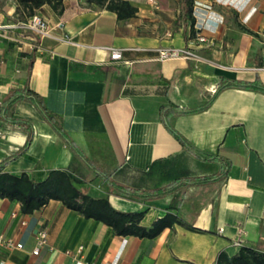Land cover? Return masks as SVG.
<instances>
[{"label":"crops","instance_id":"obj_1","mask_svg":"<svg viewBox=\"0 0 264 264\" xmlns=\"http://www.w3.org/2000/svg\"><path fill=\"white\" fill-rule=\"evenodd\" d=\"M121 1L136 12L121 18L108 2L63 0L61 13L50 4L37 10L53 37L6 30L0 36V102L24 86L36 48L31 89L62 117L89 158L139 194L112 190L26 100L16 103L14 116L30 120L34 136L4 170L42 180L51 169L72 166L90 179L79 175V187L109 198L119 210L145 211L141 223L147 227L172 212L205 231L175 224L153 238L119 235L58 199L25 213L19 201L0 196V234L25 245L0 252V264H216L221 251L240 249L238 239L264 250V92L232 86L203 110L177 111L204 105L224 78L258 76L264 83V69H258L264 66V0H194V20L179 18L185 0H158L159 7L147 0L114 4ZM19 19L18 1L0 0V24ZM169 46L193 48L209 60L159 59L157 48ZM111 48L122 49V58L112 59ZM171 128L201 152L230 161L227 176L188 184L220 173L221 163L187 150ZM27 138L28 131L0 118V162ZM170 183L180 184L157 197L143 195ZM40 229L50 245L34 254Z\"/></svg>","mask_w":264,"mask_h":264},{"label":"trees","instance_id":"obj_2","mask_svg":"<svg viewBox=\"0 0 264 264\" xmlns=\"http://www.w3.org/2000/svg\"><path fill=\"white\" fill-rule=\"evenodd\" d=\"M17 1L19 3V13L21 19L36 13L37 10L42 8L45 4H50V6L59 13L63 11V0ZM88 1L96 2L102 5L108 2L106 5L107 8L116 10L118 16L121 18L131 16L136 12V8L131 5H127L125 1H121L116 4H114V0ZM185 2V14L179 18L194 20V0H185ZM35 56L36 48H34L30 54L29 74L24 86L12 89L0 102V118H2L10 128L28 131V138L24 146L10 157L0 162V196L19 201L21 203V208L25 213H31L38 210L51 199H58L61 200L68 208L79 211L87 218H93L97 221L106 223L119 235H135L139 237L153 238L160 234L166 227H171L175 224H181L197 231H205L204 229L187 222L182 216L172 212H168L163 217L158 218L151 227H147L141 223L145 216V211L132 212L119 210L111 203L109 198H95L89 194L86 188L79 187L77 183L80 182V177L85 182H89L90 179L80 174V177L79 175H76L72 166L65 169H51L42 180L34 179L26 171L21 174H13L4 170L11 160L28 149L34 136L35 130L33 123L28 119L14 116L16 103L21 100H26L35 106L42 118L61 136V138L75 153L76 157L84 160L95 174L102 176L108 181L112 190H118L120 193L130 198L139 194L129 186H124L115 182L101 167L98 166L95 160L89 158L65 129L62 117L46 106L42 95L31 89L29 85V77ZM224 79L225 81L218 84L217 88L214 89L213 93L209 96V99L204 105L195 108L181 107L177 109V111L183 113H194L203 110L213 102L222 90L232 86L252 88L264 92V83L258 76L252 80ZM171 130L175 133L187 150L191 151L203 160L218 161L221 163L220 173L210 177L196 178L189 181L188 184L207 183L210 181L214 182L227 176L231 164L230 161L220 155L201 152L196 149L183 135L174 131L172 128ZM92 136L93 135H88V138L90 139ZM178 184L180 183H170L162 189L149 193H143V195L150 198L157 197L163 193L172 191L178 186ZM216 264H264V250L248 245H242L233 255L223 250L218 254Z\"/></svg>","mask_w":264,"mask_h":264},{"label":"built area","instance_id":"obj_3","mask_svg":"<svg viewBox=\"0 0 264 264\" xmlns=\"http://www.w3.org/2000/svg\"><path fill=\"white\" fill-rule=\"evenodd\" d=\"M149 3L155 7H159L158 0H147ZM19 30L24 32H31L35 35L36 39L41 40L46 37H53L52 30L50 28L49 22L46 17H44L39 12H36L24 19H19L13 23L0 24V36L6 35V30ZM198 40L201 42L207 41L205 35H199ZM159 53V59H171V58H200L204 60H209L202 56L199 52L190 47L185 46H169L157 48ZM110 56L112 59L122 58V49L111 48ZM258 69H264V66ZM25 224V222H23ZM237 245H243V239H238L236 241ZM49 236L46 229H40L37 233V246L33 250L34 254H40L42 249L49 247ZM25 245L22 241L15 239L14 237L1 233L0 234V252L3 250H13V249H24ZM91 264H116V261L112 262H92Z\"/></svg>","mask_w":264,"mask_h":264},{"label":"rangeland","instance_id":"obj_4","mask_svg":"<svg viewBox=\"0 0 264 264\" xmlns=\"http://www.w3.org/2000/svg\"><path fill=\"white\" fill-rule=\"evenodd\" d=\"M22 15V14H21Z\"/></svg>","mask_w":264,"mask_h":264}]
</instances>
